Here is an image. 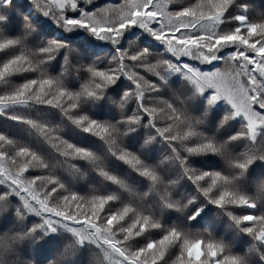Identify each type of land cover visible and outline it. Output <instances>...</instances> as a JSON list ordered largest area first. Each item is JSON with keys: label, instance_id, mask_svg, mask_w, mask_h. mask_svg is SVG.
<instances>
[{"label": "snow or ice", "instance_id": "snow-or-ice-1", "mask_svg": "<svg viewBox=\"0 0 264 264\" xmlns=\"http://www.w3.org/2000/svg\"><path fill=\"white\" fill-rule=\"evenodd\" d=\"M0 264H264V0H0Z\"/></svg>", "mask_w": 264, "mask_h": 264}]
</instances>
